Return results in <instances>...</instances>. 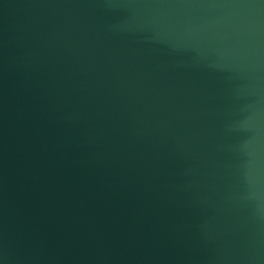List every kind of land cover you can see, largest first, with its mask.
<instances>
[{
  "label": "water",
  "instance_id": "obj_1",
  "mask_svg": "<svg viewBox=\"0 0 264 264\" xmlns=\"http://www.w3.org/2000/svg\"><path fill=\"white\" fill-rule=\"evenodd\" d=\"M0 264H264V0H0Z\"/></svg>",
  "mask_w": 264,
  "mask_h": 264
}]
</instances>
